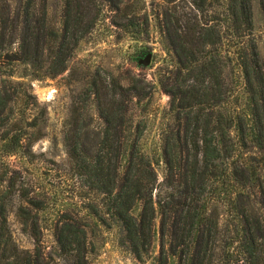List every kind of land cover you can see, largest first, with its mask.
Returning a JSON list of instances; mask_svg holds the SVG:
<instances>
[{
  "label": "trees",
  "instance_id": "obj_1",
  "mask_svg": "<svg viewBox=\"0 0 264 264\" xmlns=\"http://www.w3.org/2000/svg\"><path fill=\"white\" fill-rule=\"evenodd\" d=\"M172 1L165 0L167 7ZM253 1L188 0L189 12L177 15L174 6L162 19L157 15L174 55V65L158 80L170 97L167 115L173 117L163 131L162 160L143 151L144 129L133 128L132 109L142 98L138 86L110 88L105 79H91L84 101L95 96L104 129L90 147L82 144L78 129L93 118L83 113L85 107L73 109L75 131L66 137L73 170L106 199V212L94 208L91 215L106 226L120 224L138 261L153 252L159 233L158 264H264V62L255 39ZM259 2L264 29V0ZM104 8L121 16L115 24H134L132 5L124 0H63L59 27L49 18V0H0V57L29 64L38 77L54 78L68 70ZM145 25L147 30L148 16ZM234 66L245 84L242 111L230 108L234 91L227 69ZM23 87L0 85V132L5 127L16 133L5 147L8 154L22 148L26 122L18 101L31 110L37 105ZM38 109L40 116L27 121L30 127L44 119L45 109ZM253 149L258 156L246 155ZM24 190L28 204L39 210L32 190ZM73 218L61 221L58 242L65 253L79 251L81 257L87 232ZM2 244L7 248L0 264L43 263L40 250L19 251L5 225L0 226Z\"/></svg>",
  "mask_w": 264,
  "mask_h": 264
},
{
  "label": "rangeland",
  "instance_id": "obj_2",
  "mask_svg": "<svg viewBox=\"0 0 264 264\" xmlns=\"http://www.w3.org/2000/svg\"><path fill=\"white\" fill-rule=\"evenodd\" d=\"M124 2L132 5L134 24L128 28L115 24L122 21L121 16L104 8L96 28L80 43L69 61L68 70L54 78L38 77L29 64L0 57L1 87L23 83L34 97L31 103H37L31 110V106L23 108L20 103L23 101H18V106L25 112L26 124L20 133L22 148L16 154H8L5 150L9 138L16 135L15 131L8 133L3 127L0 132V138H6L0 143V226L5 225L19 251L33 253L40 250L42 264H158L159 233L153 252L141 262L126 243L120 224L106 226L91 215L94 208L106 212V199L103 194L92 191L87 182L75 173L66 139L68 132L75 131L70 124L75 107H87L86 110L81 108L83 113L93 118L90 125L78 129L83 136L82 144L90 147L102 135L104 122L97 110L95 96L91 95L84 101L88 84L96 76L99 81L105 79L110 88L114 84L140 88L141 101L132 109L133 128L140 124L144 129L140 140L143 151L156 160H162L163 131L173 123V117L167 115L170 97L158 80L166 67L174 65V55L166 47L157 15L160 13L162 19L165 9L174 11V6L178 15L179 12H189L191 6L188 0H174L168 7L165 0ZM62 8L63 0H49V18L57 27L60 26ZM253 11L255 39L264 62V29L259 0L253 1ZM146 16L150 22L147 30ZM147 55L151 59L145 65L143 60ZM234 67L235 70L232 67L227 69L228 76L233 79L231 86L234 91L230 108L242 111L246 107L245 84L237 66ZM38 106L46 111L44 119L41 118L40 126L30 127L27 121L40 116ZM246 153L258 156L256 149ZM164 166L162 161L157 166L160 181L164 176ZM26 188L32 190L30 197H34L39 210L28 204L24 194ZM21 208L26 210L23 212ZM67 216L75 217L77 226L87 232L81 257L77 255L79 251L65 253L59 245L58 229ZM159 225L158 217L157 230ZM5 248V244L0 246V258Z\"/></svg>",
  "mask_w": 264,
  "mask_h": 264
},
{
  "label": "water",
  "instance_id": "obj_3",
  "mask_svg": "<svg viewBox=\"0 0 264 264\" xmlns=\"http://www.w3.org/2000/svg\"><path fill=\"white\" fill-rule=\"evenodd\" d=\"M150 59H151V56L150 55H147V57L143 60V63L145 65H148L150 63Z\"/></svg>",
  "mask_w": 264,
  "mask_h": 264
}]
</instances>
